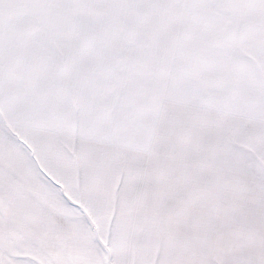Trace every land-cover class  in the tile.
<instances>
[{
    "label": "snow or ice",
    "instance_id": "snow-or-ice-1",
    "mask_svg": "<svg viewBox=\"0 0 264 264\" xmlns=\"http://www.w3.org/2000/svg\"><path fill=\"white\" fill-rule=\"evenodd\" d=\"M0 264H264V0H0Z\"/></svg>",
    "mask_w": 264,
    "mask_h": 264
}]
</instances>
